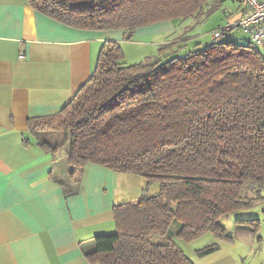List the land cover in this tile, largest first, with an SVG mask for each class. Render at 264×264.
Listing matches in <instances>:
<instances>
[{
  "label": "trees",
  "instance_id": "1",
  "mask_svg": "<svg viewBox=\"0 0 264 264\" xmlns=\"http://www.w3.org/2000/svg\"><path fill=\"white\" fill-rule=\"evenodd\" d=\"M38 13L89 31L201 21L219 1L27 0ZM224 34V33H223ZM222 34V36H223ZM174 44L124 63L117 41L101 44L88 79L57 113L30 118L29 144L53 158L65 148L70 176L86 164L135 174L140 199L113 208L115 231L94 238L99 264H193L171 236L227 240L220 219L264 199V52L249 41L211 40L175 56ZM253 219H239L240 223ZM213 243L197 251L204 256Z\"/></svg>",
  "mask_w": 264,
  "mask_h": 264
},
{
  "label": "crops",
  "instance_id": "2",
  "mask_svg": "<svg viewBox=\"0 0 264 264\" xmlns=\"http://www.w3.org/2000/svg\"><path fill=\"white\" fill-rule=\"evenodd\" d=\"M233 3L224 21L245 12L243 3ZM178 21L140 27L128 41L122 29H76L38 13L27 0H0V264H99L87 254L94 251L95 237L115 231L114 206L140 199L146 188L149 195L157 194V184L147 187L139 175L101 165L86 164L70 176L65 148L53 158L24 138L30 118L53 115L71 100L94 70L104 41H117L126 61L153 57L165 44L188 50L181 48L191 25ZM197 46L202 45L196 43L192 51ZM224 217H230V228L220 223L229 239L218 240L246 244L264 220V199ZM219 241L205 244L218 245L207 255L195 250L198 264H211L207 260L224 243ZM174 243L183 249L184 242ZM188 247L189 255L182 251L190 259ZM235 252L241 254V247Z\"/></svg>",
  "mask_w": 264,
  "mask_h": 264
},
{
  "label": "rangeland",
  "instance_id": "3",
  "mask_svg": "<svg viewBox=\"0 0 264 264\" xmlns=\"http://www.w3.org/2000/svg\"><path fill=\"white\" fill-rule=\"evenodd\" d=\"M209 2L213 0H208ZM220 1V0H215ZM235 2V1H234ZM234 6L233 9H235V3H233V0H224L221 2L216 9L206 17H204L201 21L195 22L193 18H187V20L178 21V22H185V24L189 23L191 25V28L188 32L189 36L186 40V45L182 47L181 49H184L187 47L188 50H185V52H180L179 47L175 48V56H182L188 53L189 51H192L193 48H191L196 43H199V45H205V43H208L212 40L211 33L213 30L228 21L226 20V17H228L227 8ZM248 34L244 33L242 30L239 29H231L227 32H224L223 36L221 37V41L226 40H233V41H239L243 42L245 40H248ZM261 51H263V48H260ZM147 51L144 53V55H149ZM127 58V57H126ZM143 60V59H142ZM139 60H136L135 58L133 60H124V63L126 65L137 63ZM230 218V217H229ZM229 218L222 217L220 219V223L222 225H228L226 220H229ZM260 228L264 226V220H260ZM232 222V221H231ZM230 225L226 226V228ZM260 228L258 229L256 235L253 236L251 240H249L246 244H241L239 242L234 243H226L224 241H219L216 239L212 234L204 235L197 240H199L198 244L196 245L195 242L197 241H191V242H185L182 239L178 238L177 236H173L176 231V225H172L169 228V235H172L171 238L176 243L178 242H184L182 243L183 249L187 255H189L188 252V246L190 244V259L193 261H196L197 264L200 263L197 261L195 250L202 249L205 244H208L210 240L212 241H219L221 249L211 254V257L207 261H209L211 264H223L225 260H228V264H264V235L260 234ZM228 231V230H227ZM258 236L261 237V239H258ZM210 238V239H207ZM194 244V245H193ZM238 247H241L242 252L241 254L236 253ZM230 251V252H227ZM235 253V254H234Z\"/></svg>",
  "mask_w": 264,
  "mask_h": 264
},
{
  "label": "built area",
  "instance_id": "4",
  "mask_svg": "<svg viewBox=\"0 0 264 264\" xmlns=\"http://www.w3.org/2000/svg\"><path fill=\"white\" fill-rule=\"evenodd\" d=\"M245 5V12L234 21L217 26L211 33L212 40H218L224 32L239 29L248 34L249 42L264 52V0H233Z\"/></svg>",
  "mask_w": 264,
  "mask_h": 264
}]
</instances>
